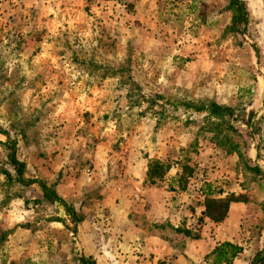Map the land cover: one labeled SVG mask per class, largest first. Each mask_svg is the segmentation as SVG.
I'll return each mask as SVG.
<instances>
[{
	"label": "rangeland",
	"instance_id": "374dc122",
	"mask_svg": "<svg viewBox=\"0 0 264 264\" xmlns=\"http://www.w3.org/2000/svg\"><path fill=\"white\" fill-rule=\"evenodd\" d=\"M228 6L0 0V264H134L162 242L169 262L156 264H173L188 243L228 238L244 248L236 264H252L264 248V12L248 4L250 30L232 35ZM211 103L238 119L211 118ZM12 154L82 222L37 203L39 183L8 179ZM155 160L169 171L151 185ZM210 198L239 201L216 223Z\"/></svg>",
	"mask_w": 264,
	"mask_h": 264
},
{
	"label": "trees",
	"instance_id": "16d2710c",
	"mask_svg": "<svg viewBox=\"0 0 264 264\" xmlns=\"http://www.w3.org/2000/svg\"><path fill=\"white\" fill-rule=\"evenodd\" d=\"M228 10L233 13L231 23L227 30L232 35H246L250 30L252 23L254 22L252 13L248 6V3L245 0H229ZM189 108H194L191 105H188ZM199 109V108H197ZM206 110L209 112L211 118L226 120L227 118H232L237 120L238 116L235 109L221 106L216 103H211L207 108H201V110ZM263 120V119H262ZM251 125V124H250ZM249 125V126H250ZM260 158V154L258 153ZM10 165L15 171V177L12 176L10 172H6V176L10 180H16L17 182L23 185H30L39 183L43 199L37 200V203L46 202L51 205L63 208L66 214L75 222L81 223L83 217L77 213L74 205L65 200L62 196L58 194L54 186H48L45 183L37 180L26 181L25 170L26 165L24 162H21L17 159L15 154L10 156ZM169 171V165H166L160 161H152L148 170V181L151 185L157 184L159 181H162ZM185 172L179 173L174 182L179 183L180 187H185L186 178ZM172 189H175L174 184H172ZM239 201L236 198H226V199H215L210 198L206 200V214L216 223L223 222L229 213L230 205L232 202ZM244 252V248L237 244H232L230 242H225L217 247L212 253H210L206 259H214L212 264H231L235 259L239 257ZM80 264H97L92 257H82L80 259ZM252 264H264V248L257 252L252 260Z\"/></svg>",
	"mask_w": 264,
	"mask_h": 264
},
{
	"label": "crops",
	"instance_id": "0c3cea01",
	"mask_svg": "<svg viewBox=\"0 0 264 264\" xmlns=\"http://www.w3.org/2000/svg\"><path fill=\"white\" fill-rule=\"evenodd\" d=\"M250 4V6L254 11V14L258 11L264 12V0H245ZM260 32L264 35V18L263 21L259 25ZM264 41V37L262 38ZM212 240V242H211ZM218 240V238H217ZM150 241V240H149ZM234 240L232 239H224L221 242H217L213 239H209V243H205V240H197L194 244L188 243L187 248L183 251L182 254L179 255L177 259L173 261V264H208L207 256L212 253L217 247H219L223 242H230L234 244ZM164 242L160 243L159 246L155 248H150L149 245L145 244L143 247H140V250H142L144 256H142L140 259V262H136L134 264H156V260L163 257V260H167L169 262V259H166L168 255L171 253V251L164 247ZM131 251V246H128L127 249L124 251L125 253ZM154 254V257H153ZM126 255V254H125ZM148 256V258L146 257ZM124 258H127L125 256ZM154 260V261H153ZM238 261V258L235 259L231 264H236ZM212 264V263H211Z\"/></svg>",
	"mask_w": 264,
	"mask_h": 264
}]
</instances>
